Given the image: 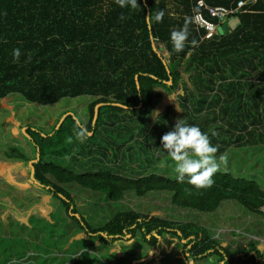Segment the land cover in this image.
Listing matches in <instances>:
<instances>
[{"label":"trees","instance_id":"obj_1","mask_svg":"<svg viewBox=\"0 0 264 264\" xmlns=\"http://www.w3.org/2000/svg\"><path fill=\"white\" fill-rule=\"evenodd\" d=\"M198 1L139 0L140 8L129 10L120 9L113 0H0V101L18 96L17 103L46 109L61 106L65 100L93 99L87 106L86 124L70 109L58 114L48 132L25 125L23 147L28 145L30 149L25 150L30 153L15 146L5 156L15 161L14 170L27 172L31 189L20 200L12 194L20 184L10 176L9 181H0V205L6 207L0 211V264H76L84 252L68 249L71 236H82L102 249L132 247V261L142 250L145 255L156 250L158 259L157 251L171 240L176 262L167 258V264H264V245L256 230L251 228L242 241H226L216 233L214 223L204 224L200 219L228 202L246 213L264 216V179L259 177L264 160H255L264 154V0L254 5L247 0H203L205 6L229 9L239 1L247 2L222 25L237 16L239 26L223 35L218 31L212 41L202 40L206 31L192 22L197 11L211 19ZM161 9L165 16L157 22L155 13ZM169 10L176 15L169 17ZM121 15L126 19L121 20ZM186 18L189 39L197 45L177 53L170 33L182 27ZM157 44L161 47L156 48ZM14 48L21 52L15 62ZM160 88L179 93L180 111L169 108L153 127L151 112L161 97ZM184 110L199 125L207 124V132L214 127L217 156L226 155L208 188L196 190L178 182L167 154L166 165L158 169L160 157H148L146 149L134 150L131 144L139 134L145 142L152 141L165 117L174 121ZM77 121L91 133L84 142L75 138ZM144 123L147 126L139 133ZM170 130L163 128L165 133ZM68 136L73 137L71 143L66 142ZM243 151L249 160L238 158ZM228 157L235 160L233 169L225 168ZM65 161L73 168L64 166ZM127 171L132 177L125 175ZM71 184L91 192L93 204H88L105 207L99 209L101 214L111 207L120 210L95 227L78 209ZM157 192L168 194L172 208L184 211L182 221L122 205L126 194L143 198ZM43 194L48 210L40 217L36 215L39 202H33L41 201ZM23 200L33 209L29 217L17 207L11 211L9 203ZM72 222L81 234L65 232ZM241 233L246 234L237 235ZM81 264L93 263L84 260Z\"/></svg>","mask_w":264,"mask_h":264},{"label":"rangeland","instance_id":"obj_2","mask_svg":"<svg viewBox=\"0 0 264 264\" xmlns=\"http://www.w3.org/2000/svg\"><path fill=\"white\" fill-rule=\"evenodd\" d=\"M236 18H231L228 22V25L230 27H233L235 23H237ZM156 48H160L161 45L157 44L155 46ZM162 49V48H161ZM160 49V51H161ZM163 50V49H162ZM164 52V51H162ZM168 57V56H167ZM161 93V97L156 100L154 103L153 110L151 112V121L153 127H155L156 120L160 117V115H164L165 111L169 108H174L176 111L179 108V98L178 94H170L166 90L160 88L158 89ZM187 95V94H186ZM18 96L10 97L9 99L0 101V181H3L4 179L9 181L7 177L10 176L11 179H13L14 182H17L21 187H19V190H13L12 194L17 196L20 200L22 199L23 195L26 196L28 192L27 190H30L27 183V172L25 170L19 171L14 170L17 168L14 167L15 161L13 160H7L5 159V156L10 153L11 149L15 146L22 147V151L24 153H30V148L28 145H24V141L21 135V129L25 125H34L36 127H39L46 132L50 131V129L53 127V125L56 123L58 119V114L61 112L69 111L70 109L74 112H76L80 118L84 121L83 123H87L88 121V112H87V106L91 102V98L80 100L75 102L65 100L64 102L60 103L61 106H57L56 108H39L38 106L25 104L23 103H17V100H19ZM158 111V117L153 116V112ZM33 112V113H32ZM179 112V111H178ZM184 112L183 116L180 118L186 119V122L189 124H194L198 126L202 132L208 134L210 141L213 145L216 146V137L213 135L212 129L214 127H211L208 132L205 130V127H208L207 124L202 123H196L197 121L192 118V116L188 115V111ZM171 118V117H169ZM165 121L163 122V128L165 126L171 127L175 124L177 117L174 118V121H168V119L165 117ZM140 124V123H139ZM144 125L139 126V133H142L145 129ZM147 126V125H146ZM162 127H158L153 132V140L145 142V137H142V135L139 134L140 137H135L134 140L131 142L132 145H134L133 149H138V147L141 146V152L144 149H146V156L148 157H154L155 160L160 157V162H157L156 167H159L158 169H163L166 165V157L165 152L162 148H159L161 146L160 144V137L165 134ZM125 132V130H124ZM116 133V131H115ZM114 133V134H115ZM101 138L104 140L106 139L105 135L101 131ZM222 137L220 136V140L222 141ZM22 142H21V141ZM158 140V142H157ZM157 142L154 145L153 142ZM23 143V144H21ZM129 142L127 143V145ZM220 143H217L219 145ZM118 145V143H116ZM149 146V147H148ZM26 148H29L28 150H25ZM231 153L229 152L227 156L230 157ZM144 156V155H143ZM228 157V158H229ZM232 158V156H231ZM225 164V168H234L235 160L231 159ZM238 158L240 160H249L250 158L249 154L245 151L241 153ZM257 163H262L264 160V154H261V156L257 157L256 159ZM128 166V160L125 158L123 160ZM20 164L19 162H17ZM17 164V165H18ZM64 166L73 168L72 165H69L68 161H65L63 163ZM223 165V164H222ZM19 168V167H18ZM79 168V167H78ZM82 172H87L86 169L79 168ZM77 170V168L75 169ZM153 170L149 171L148 174H150ZM157 173L161 174V172ZM264 173V172H263ZM259 172V177L264 179V174ZM146 174V175H148ZM126 176H131L129 171L125 173ZM1 186V184H0ZM29 187V188H28ZM15 188V187H13ZM69 190L73 194V196L76 199V202L78 204V209L86 214L90 219L93 220V225L99 226L104 224L117 210H120L116 207H111L109 211L103 212V214L100 213L99 209H102L104 211L105 207H99V209L96 206L89 205L88 203L93 204V199H91L92 195L91 192L82 190L78 185L71 184L69 186ZM0 198H2L0 196ZM44 194L41 197V201L33 202L35 204H38V208H36V215L40 217H44L46 215V211L48 210L44 204L42 203L44 200ZM12 202L9 204H12L11 211H13V207H17L18 210L22 213H25V217H29L33 213V209L30 210L28 204L26 205V200H23L21 202ZM101 204H105L104 202ZM122 205L128 206L129 208H132L139 212H145V213H151V214H157L161 217H166L174 221H182L183 218H181L182 211L179 208H172V204L170 202V196L163 192H157V193H150L143 198H138L135 195L129 193L126 194V197L122 200ZM115 206V205H114ZM6 210V207H3L0 205V211ZM123 209V208H122ZM262 211H264V206L262 208ZM24 214V215H25ZM60 215H64L63 212H60ZM200 219L204 224H215L217 231V234H220V237L225 239L226 241H232V240H238L242 241L245 238L249 237V234L251 232L249 230L254 229L256 230V233L258 235V241L261 243V247L264 245V216H258L256 214L252 213H246L243 211V209L237 205L234 202H228L224 203L220 206V208L214 213L210 215H202L200 216ZM61 224L65 223V220H60ZM68 221V220H67ZM74 222L70 224L69 227L65 228V232H67L69 235H73V233L77 232L81 234L83 231L76 226ZM235 230L236 234H233V231ZM261 230L263 231L261 233ZM245 232L246 234L241 233L242 235H237V233ZM249 233V234H248ZM216 234V236H217ZM72 237V236H71ZM68 237L69 240V246L68 249L70 251H83V255L79 257L76 260V264H81L84 260L91 261L93 264H167L165 260L168 258L170 263L176 262V247H174L173 243H169L171 240L166 241L167 244L161 247L157 252L159 254V258L157 259L155 253L156 250H148L147 255H145V250H142L143 253L136 254L135 261H132V253L131 249L132 247H110L106 249H102L99 244H93L92 242H87V240L84 239V237L79 236L76 239ZM169 243V244H168ZM146 249V248H145ZM87 252H90V255L87 254ZM117 252V254H116ZM168 261V262H169ZM180 264V263H177Z\"/></svg>","mask_w":264,"mask_h":264},{"label":"clouds","instance_id":"obj_3","mask_svg":"<svg viewBox=\"0 0 264 264\" xmlns=\"http://www.w3.org/2000/svg\"><path fill=\"white\" fill-rule=\"evenodd\" d=\"M120 9L136 10L140 8L139 0H113ZM169 17H174V11H168ZM165 16V10L161 9L155 13V20L160 22ZM151 18V15L148 16ZM121 20L126 19L124 15L120 16ZM190 30L186 18L182 27L174 29L170 33V41L173 50L177 53L184 51L187 47L195 48L197 41L189 39ZM21 52L18 48L12 51L13 61L20 59ZM180 111V108L177 109ZM153 116L158 117V111H154ZM76 140L84 142L91 135L90 131L82 124H77L74 129ZM215 135V133H213ZM73 137H66V142L71 143ZM159 148L170 157L174 163V171L178 182H186L194 189L200 190L211 187L213 176L220 169L221 164L226 162V155L217 156L218 148L210 141L208 134L201 129L186 122V119L178 118L171 130L160 137Z\"/></svg>","mask_w":264,"mask_h":264},{"label":"built area","instance_id":"obj_4","mask_svg":"<svg viewBox=\"0 0 264 264\" xmlns=\"http://www.w3.org/2000/svg\"><path fill=\"white\" fill-rule=\"evenodd\" d=\"M248 1L255 2L256 0H247V2ZM247 2L239 1L236 8L229 9L223 6H205L203 0H199L197 2L199 8L207 10L211 19L206 18L202 11H197L193 16V22L197 28L206 31L205 39H211L218 32V27H221L225 23L227 17L240 12V9ZM212 19H215V21Z\"/></svg>","mask_w":264,"mask_h":264},{"label":"crops","instance_id":"obj_5","mask_svg":"<svg viewBox=\"0 0 264 264\" xmlns=\"http://www.w3.org/2000/svg\"><path fill=\"white\" fill-rule=\"evenodd\" d=\"M256 1H257V0H256ZM256 1H255V2H253V3H252V5H254V4H257V2H256ZM176 3H177V1H176ZM173 10H174V9H173ZM247 11H249V10H245V12H247ZM245 12H243V13H245ZM232 18H236V19H237V20H236V21H237V23H235L233 27H230V26L228 25V22H229V20L231 19V18H230V19H229V20L226 22V24H227L226 26H227V29H228V31H227V32H224V33H230L231 31L235 30V29H236V28L239 26V23H240V22H239V18H238L237 16H236V17L234 16V17H232ZM192 22H193V21H192ZM200 30H201V29H200ZM218 33H219V32H218ZM219 34H220V33H219ZM215 35H216V34H215ZM220 35H221V34H220ZM222 35H223V34H222ZM213 38H214V37H213ZM213 38H211V39H205V38H203L202 40H208V41H212V40H213ZM162 49H163L162 51H164V52H165L164 45L162 46ZM166 55H167V56H169V54H168V52H167V51H166ZM188 55H190V54H188ZM188 55H187L186 59H188V58H189V56H188Z\"/></svg>","mask_w":264,"mask_h":264},{"label":"water","instance_id":"obj_6","mask_svg":"<svg viewBox=\"0 0 264 264\" xmlns=\"http://www.w3.org/2000/svg\"><path fill=\"white\" fill-rule=\"evenodd\" d=\"M218 31L221 35L224 34V32L228 31L227 26L218 27ZM169 83H171V81Z\"/></svg>","mask_w":264,"mask_h":264}]
</instances>
